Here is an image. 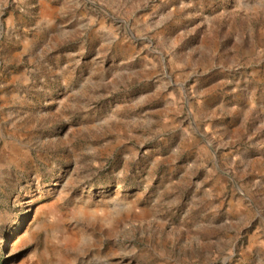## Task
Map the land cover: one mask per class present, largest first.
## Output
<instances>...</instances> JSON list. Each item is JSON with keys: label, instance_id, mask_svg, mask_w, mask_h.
Masks as SVG:
<instances>
[{"label": "rangeland", "instance_id": "1", "mask_svg": "<svg viewBox=\"0 0 264 264\" xmlns=\"http://www.w3.org/2000/svg\"><path fill=\"white\" fill-rule=\"evenodd\" d=\"M0 264H264V0H0Z\"/></svg>", "mask_w": 264, "mask_h": 264}]
</instances>
